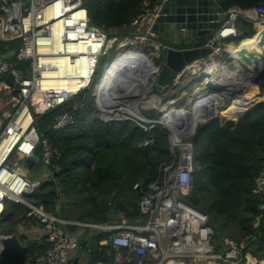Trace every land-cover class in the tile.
<instances>
[{
  "label": "built area",
  "instance_id": "built-area-1",
  "mask_svg": "<svg viewBox=\"0 0 264 264\" xmlns=\"http://www.w3.org/2000/svg\"><path fill=\"white\" fill-rule=\"evenodd\" d=\"M167 1L155 0L132 17L126 28L135 29L133 33L110 38L103 28L90 23L84 0H0V41L20 40L17 49L7 56H0V77L11 79V83L0 80L1 98L9 96L4 107H0V143L9 135V126L23 107L31 117L23 136L0 158V218L5 215L8 205H20L22 212L28 207L41 229L37 242L46 244L43 251L28 255L24 264H74L71 253L78 247L79 237L70 228L86 229L95 236L108 233L99 244L108 245L109 250L94 264H260L261 259L242 253V241L230 236L216 238L206 212L189 202L194 170L193 145L189 138L193 130L178 137L168 131L170 158L158 165L156 175L144 190L138 184L133 186L134 189L139 186L142 192L137 202L139 217L133 221L127 222L122 213L119 220L113 222L64 219L30 198L40 182L27 179L20 167L37 143L40 144V167L44 168L43 182L61 170L58 162L61 152L37 132L34 115L64 105L88 89L95 98V88L109 62L118 54L138 50H126L123 44L131 43L136 47L148 37L154 40L151 24ZM245 10L239 7L224 10L223 21L203 44L211 48V54L186 65L182 76L190 73V68L197 62H215L216 57L223 54L229 57L225 47L228 41L237 42L242 36L238 26L240 20L251 24L253 34L258 33L259 26L264 27V2L251 9L255 10V19L246 15ZM55 33L58 45L50 40ZM116 43L120 49L110 56L109 51ZM61 55L67 57L69 63H79L75 65L76 71L83 68L84 74L62 78L60 82L67 85L66 88L49 87L51 85L42 88L43 71L58 68L46 59ZM104 56L107 60L102 62ZM25 60L29 62L24 70L19 69L18 64ZM220 62L217 61L222 64ZM77 117L73 110L62 111L54 118L49 130L56 132L71 126ZM137 124L148 129L139 121ZM27 135L30 139L22 145ZM151 142L144 140L139 146ZM251 192L264 200V163L254 178ZM257 210L253 219L255 227L264 220V203H260Z\"/></svg>",
  "mask_w": 264,
  "mask_h": 264
},
{
  "label": "trees",
  "instance_id": "trees-1",
  "mask_svg": "<svg viewBox=\"0 0 264 264\" xmlns=\"http://www.w3.org/2000/svg\"><path fill=\"white\" fill-rule=\"evenodd\" d=\"M154 1L84 0V5L92 25L103 28L108 36H122L132 33L126 30L129 20ZM217 2L226 10L231 7L253 8L264 0ZM244 22L238 23L243 32L241 38L254 37L256 34H253L252 27ZM19 43V39L0 41V56H7L17 49ZM3 79L11 83L8 76L0 77ZM257 85L264 93V77ZM77 96L64 105L34 115V121L41 130L50 126L60 110H73L78 117L71 126L56 132L49 130L46 136L44 131L40 133L61 152L58 161L61 170L40 183L30 198L64 219L101 222L100 202L103 200H111L106 211L110 216L119 212L128 219L138 218L139 196L133 186L138 184L144 190L156 175L158 165L170 158L168 131L161 125L149 127L147 123H143L148 127L144 130L135 121L125 119L111 122L95 120L87 125L79 112L84 101L75 107L81 99V94ZM259 96L262 98L243 113L229 102L220 112L222 117H211L196 126L189 138L193 145L194 170L188 200L206 212L216 238L233 237L230 230L235 227L236 233L243 237V240H237L244 243L242 253L249 249L252 256L264 259V220L253 226L257 207L264 200L251 192L254 178L264 163V95ZM198 101L206 105L201 106L205 111L214 106L216 98L210 93ZM209 110L212 114L215 112L214 108ZM142 113L147 118L154 114ZM144 140L152 142L139 146ZM21 212L22 206L8 205L6 216L0 218L6 230H0V233L17 235L14 225L20 222ZM107 236L108 233L94 236L96 243L88 248L87 264L102 259L105 251L109 250L108 245L99 244ZM20 241L22 243V237ZM27 246L31 256L43 251L46 244L30 241Z\"/></svg>",
  "mask_w": 264,
  "mask_h": 264
},
{
  "label": "water",
  "instance_id": "water-1",
  "mask_svg": "<svg viewBox=\"0 0 264 264\" xmlns=\"http://www.w3.org/2000/svg\"><path fill=\"white\" fill-rule=\"evenodd\" d=\"M249 9H256V6ZM224 17V9L218 4L217 0H168L151 24V30L154 33V43L156 44L154 58L157 60V64L152 61V57L150 60L153 68L147 71L142 63L120 66L116 70L115 78L108 89L109 96L114 99L112 105L134 103L139 116L124 113L113 118L102 117V110L98 106V109L101 110L98 120L108 122L117 119H134L142 123L161 125L167 131L173 132L169 125L164 122L163 111L157 107L151 106L159 112L157 119H150L142 114V110L149 107L140 105V102L145 97L143 94L141 95L140 85L142 83L141 86L144 87L145 93L152 92L157 94L180 82L183 77L181 74L182 70L186 65L203 60L211 54V48L203 44L211 37ZM239 39H242L241 36L237 41H240ZM190 42L193 44H190ZM182 43H189L190 45L178 46ZM257 43V49L247 50L243 46L238 49V54L242 59L241 63L245 64L248 81L256 86L257 82L264 77V29L260 31ZM28 62L29 60L20 62L18 68L24 70ZM214 76L215 74H213ZM122 79H131L141 83L140 85L138 84L139 82L131 85L133 87L128 92V90L125 91L126 88L123 84H119ZM206 87L211 91L216 89L212 84H206ZM16 90H18V87ZM85 97L86 93L84 92L82 93V99L75 104V107H79ZM109 104L111 103L108 102ZM174 121L171 124L173 126L178 128L186 126V121L184 122L180 117L174 119ZM195 127L196 125L194 129ZM39 150L40 144L37 143L21 164L20 169L25 173L27 179L33 178L36 170L40 168ZM135 190L138 196L142 194L139 186ZM110 202L111 200L100 202L101 221H106V211ZM20 218L29 221L31 224L35 223L28 207H24ZM28 255L29 247L22 244L15 233H6L0 236V264H24ZM75 261H73L74 264Z\"/></svg>",
  "mask_w": 264,
  "mask_h": 264
},
{
  "label": "bare ground",
  "instance_id": "bare-ground-1",
  "mask_svg": "<svg viewBox=\"0 0 264 264\" xmlns=\"http://www.w3.org/2000/svg\"><path fill=\"white\" fill-rule=\"evenodd\" d=\"M245 11H255V10H245ZM255 17H256V13L253 16H250L251 19H255ZM262 29H264V27L259 26L258 33H256L254 37L248 39L242 38L240 41H237L236 46H234L233 44L226 45L225 51L232 59V64L235 67V71H230L224 65L218 64L217 62H211V63L204 62L203 64H201L200 62L201 66L198 69V78L199 79L203 78V80H205V82L203 81L205 85L212 84L216 87V89L213 90V91H217V95L215 96L216 100H219L221 102L224 99H231L230 95L234 93L235 90L237 91L242 90L241 97L239 99L233 98L230 100V102L235 103L234 101H236L237 102L236 105L244 109H247L248 107L251 106V97L249 96L250 90L246 88L250 81H248L247 72L246 69L244 68L245 64L243 65V63H241L242 59L241 56L238 54V49L241 46L245 47V49L247 50L257 49L258 48L257 41L259 38L260 31ZM52 39L54 40V43L58 45L57 33H55L50 40L52 41ZM142 54L143 53L138 51H131L129 53L118 54L107 65V68L104 74L102 75V78L97 83V86L95 88V95H96L95 98L97 99V104L99 108L102 110L103 113L102 117L113 118L118 115L120 116L124 113H131L132 115L139 116V114L135 109L134 103L131 104L117 103L115 105H112L113 103L112 101L114 99L109 96L108 89L113 79L115 78L116 70L124 64L136 65L137 63H142L143 65H145L146 71L153 68V66L151 65V60H149L146 55L144 56V54L143 55ZM47 60L53 63L54 65H58V68L43 71V76L41 80L42 88H46L48 87V85H51L49 87H55L57 89L66 88L67 85L64 86L63 82H60L62 78L66 77L67 75L68 76L73 75L74 77H76L75 75H78L79 73L84 74L83 68H81L79 71H76L75 65H78L79 63L77 62L69 63L68 58L63 55L53 56L51 58H47L46 61ZM195 64L192 65V68H190V70L193 69ZM240 66H242V68L244 69H241ZM213 74H215L214 77ZM120 83L123 84V86L126 88L125 91L128 90V92H130V89L133 87V86L131 87V85L135 83H138L140 85L141 82L131 79H122L121 81H119V84ZM141 85H140V92L141 95L143 94L145 97L140 102V105H142L143 107H151V106L155 107L156 105H160L161 106L160 110H162L164 113V122L166 123V125H169V127L173 130V134H176V137H178L179 135H187L194 129V126L196 125V121H197L196 119L198 118L199 115L195 111L194 112L196 114L192 111V106L190 103L189 106L191 108L188 109L173 108L169 110V108L175 104V100H169L166 105H162L161 103L157 104L155 96L158 97V99L159 96L156 93H152V92H148V94L145 93L144 91L145 89ZM251 92L252 94H255V92L258 93V87L254 85ZM210 93L211 92H204L200 94V93H196L195 91V93L193 94V98L194 97L198 98L202 94L204 95ZM193 101L191 100L190 102ZM108 102L111 103L109 104L110 106L108 105ZM202 106H206V105L203 104ZM179 117L183 119L184 122L186 121L185 123L186 126L184 128H178L176 126L171 125L173 124V122H175L174 119ZM30 120H31L30 114L28 113L27 109L23 107L19 111L15 119V122H13L9 126L10 129L9 135L3 138V140L0 143V158L3 155H5V153L7 152L8 148L11 146L12 143H14L17 139H19V137L23 136V132L25 128L28 126ZM29 139H30V135L24 136V141L22 145H24L26 141Z\"/></svg>",
  "mask_w": 264,
  "mask_h": 264
},
{
  "label": "rangeland",
  "instance_id": "rangeland-1",
  "mask_svg": "<svg viewBox=\"0 0 264 264\" xmlns=\"http://www.w3.org/2000/svg\"><path fill=\"white\" fill-rule=\"evenodd\" d=\"M240 21L243 22V20H240ZM246 23L251 26V24L249 22H246ZM112 36H115V37H118V38L121 37V36H118V35H115V34H111L109 37L111 38ZM110 42H111V40H110ZM228 43L229 44H233L234 46L237 45V42H235V41H228ZM123 45L126 46V47H124L126 50L138 49L137 51L143 53L144 56L146 55L149 60L153 57L152 61L155 64H157V60L154 58V49L156 48V44L154 43V40L151 37H148L147 39H145V42L144 43H137L136 44L137 45L136 47L133 46L131 43H125ZM118 49H120V45L118 43H116L115 47H113V48L110 49L109 55L112 56L113 54H115L116 50H118ZM106 60H107V56H104L102 58V62H105ZM218 60L221 61L220 63H222L223 65H225L226 68L229 69L230 71H235V67L232 64V59L229 58L227 55L223 54L222 56H217L214 61L217 62ZM200 66H201L200 65V62H197L194 65L193 69L190 70V73H188L185 76H183L181 78L180 82H178L175 86H172V87L168 88L166 91H163L161 93H157V95L159 96L160 99H158V97L156 99V101H157L156 103L157 104H160L161 103L162 105H166L169 100H175L174 107L172 105L169 108V110L170 109H173V108H185V109H188L190 107L189 105L191 104L192 111L193 112L195 111L199 115L198 118L196 119L197 120L196 121V125L205 122L206 121L205 119H207V118H209L211 116H213V117L214 116L222 117L220 115V112H221L222 109H224L228 105V103L230 102V100L233 99V98L239 99L241 97V95H242V90L241 91L235 90L234 93H232L230 95L231 99H224L221 102L219 100H216L215 103H214V106L208 107L207 110H205V111L202 108L203 107L202 106L203 103L202 102H199L198 100L201 97H204L207 94H204V95L202 94L198 98H195V100L193 102H190L191 99L193 98V94L195 93V91H196V93H200V94L201 93H204V92H210L211 91L204 84L205 80H203V78H201V79L198 78V69H199ZM240 67H241V69H244L245 68V67L242 68V66H240ZM99 71L100 70H98V72L96 74V79L99 76ZM253 86H254V84L252 82H249L248 86L246 87L248 90H250L249 96L251 97V104L253 102H256V101H258L259 99L262 98L261 96L258 95L257 92H255V94H252L251 90H252ZM91 91H92L91 89H88V90L85 91L86 97L84 99V102L82 103V107L79 109L80 114L83 116L84 123H86L87 125L90 124L91 122L95 121V120H98L99 117H100V114H101L100 113V110L98 109V106L96 104L97 99L92 97ZM211 93L214 94V96L217 95V91H213L212 90ZM252 95H254V96H252ZM76 97H78V96H74V98H76ZM8 98H9V96H6L5 99L3 100V102L7 101ZM81 99H82V93H81ZM158 100L160 101V103L158 102ZM234 102L235 103H232V102L231 103L235 106L237 102L236 101H234ZM169 103H171V102H169ZM155 107H157L158 109L161 108L160 105H156ZM214 107H215V113L212 114L209 109L210 108H214ZM236 107H237V109L240 112H243L245 110L244 108L239 107L237 105H236ZM142 112H148V113H152V114L154 113L153 114V117L150 118V119H157V117L159 115L158 110L155 109V108H152V107H149L147 109H144V110H142ZM59 113H61V110H60ZM111 115H114V114H111ZM207 116H209V117H207ZM145 117H147V116H145ZM133 121H135L136 123H138L137 120H134L133 119ZM34 127L37 128V132L39 134L42 131H44V135L45 136H46V134L48 135L50 133V131H49L50 126H48L45 130H41L37 126V123H34ZM43 170H44L43 167H40L39 169H37L35 175L33 176V179H36L40 183H42L43 180H44V177H43L44 171ZM38 185L36 186L35 190L31 194V196L36 192ZM4 216H6V214ZM0 230H3V231L6 230L5 225L3 226V223L1 221H0ZM230 234H233V237L236 238V240H243V237H240L236 233L235 227H231ZM94 236L95 235H90V234L88 235V237L90 239L89 240V246H93L96 243ZM18 237L20 239V235H18ZM247 253L250 254L249 249H248V252ZM258 259H261L260 260V264H264V259H262V258H258Z\"/></svg>",
  "mask_w": 264,
  "mask_h": 264
},
{
  "label": "crops",
  "instance_id": "crops-1",
  "mask_svg": "<svg viewBox=\"0 0 264 264\" xmlns=\"http://www.w3.org/2000/svg\"><path fill=\"white\" fill-rule=\"evenodd\" d=\"M244 13L248 16H253L255 14V11H245ZM138 29L139 28H137V30ZM126 30L130 31V32L135 31V29H133V28H126ZM227 44H229V43H227ZM4 99L1 98V95H0V107H2V108L4 107V105L6 103V101L3 102ZM119 214L120 213L118 212V213L110 216V213L109 214L107 213L106 221L113 222L112 220H107L108 218L113 219L114 221L119 220ZM19 219H20V222H18L14 225V230H15V232H17V235H20V237H22V240H23L22 244L27 245V243L30 241H37V238L41 233L40 227L36 223L31 224L27 220H22L21 218H19ZM135 219H137V218H135ZM135 219L125 218V220L127 222L133 221ZM73 230H75L74 232H76V234L79 237V245L71 253L73 261L76 260L75 264H87L88 251H89L88 248H89V240H90L88 235L89 234L91 235V233L89 231H87L86 229H81V228H75Z\"/></svg>",
  "mask_w": 264,
  "mask_h": 264
},
{
  "label": "clouds",
  "instance_id": "clouds-1",
  "mask_svg": "<svg viewBox=\"0 0 264 264\" xmlns=\"http://www.w3.org/2000/svg\"><path fill=\"white\" fill-rule=\"evenodd\" d=\"M237 40H238V39H237ZM239 40H240V39H239ZM257 86H258V85H257ZM258 90H259V87H258ZM210 92H212V91H210ZM259 95H262V93L260 92V90H259ZM191 100L193 101V98H192ZM255 103H256V102H255ZM255 103H254V104H255ZM254 104H253V105H254ZM250 107H251V106H250ZM247 109H248V108H247ZM242 113H243V112H242ZM211 117H213V116H211ZM211 117H210V118H211ZM157 118H158V117H157ZM196 126H197V125H196ZM195 128H196V127H195ZM194 130H195V129H193V131H194ZM193 133H194V132H193Z\"/></svg>",
  "mask_w": 264,
  "mask_h": 264
}]
</instances>
